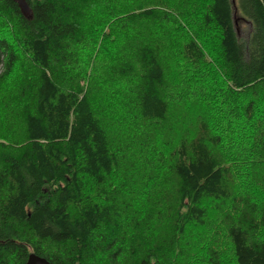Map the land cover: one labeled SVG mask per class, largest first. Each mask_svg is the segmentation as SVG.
Returning <instances> with one entry per match:
<instances>
[{
	"label": "trees",
	"instance_id": "16d2710c",
	"mask_svg": "<svg viewBox=\"0 0 264 264\" xmlns=\"http://www.w3.org/2000/svg\"><path fill=\"white\" fill-rule=\"evenodd\" d=\"M88 1L111 9L117 0H27L30 19L13 0H0V97L19 75L15 93L1 101L8 114L2 130L11 132L14 117L23 136L0 133V264H26L32 253L52 264H222L224 249L207 248L202 261L203 246L187 237L210 227L211 211L225 206V219H237L226 228L235 264H264V206L235 188L250 178L264 189V0H236L250 27L245 36L233 0H209L202 15V30L218 34L227 91L251 94L240 109L224 104L218 116L212 104L220 100L212 103V91L192 81L211 79L196 76L208 62L206 42L192 36L176 44L165 8L171 5L160 0L108 13L120 16L109 22L114 31L130 33L101 71L111 85L90 90L89 83L102 82L95 73L89 82L81 76V56L71 47L88 41ZM94 31L102 34L99 25ZM108 39L103 33L98 47L107 49ZM97 52L92 46L91 55ZM176 55L194 72L180 77V89L198 92L185 131L167 125ZM235 115L236 127L228 120ZM160 181L167 183L156 200ZM140 187L151 193L148 203Z\"/></svg>",
	"mask_w": 264,
	"mask_h": 264
},
{
	"label": "rangeland",
	"instance_id": "374dc122",
	"mask_svg": "<svg viewBox=\"0 0 264 264\" xmlns=\"http://www.w3.org/2000/svg\"><path fill=\"white\" fill-rule=\"evenodd\" d=\"M139 0H117L113 2V7L110 9L108 5L106 4H99L95 5L94 2L92 1L87 4L90 6V14L89 17L90 20L88 22L85 21V25H87L86 32H87V39L88 41H83L82 45H73L71 46L75 50H77L78 55L81 56V66H80V71H81V76L84 75V78L92 81V74L95 73L97 74L96 77L101 80L102 84H99L100 82L98 81H93V83L90 85L89 83V88L93 92H99L102 90V88L106 85H111L110 82H108V77L103 76V73L101 71L103 70L104 65L110 64L112 56H116L118 53L117 50H121L123 46V40H124V33L126 34L130 33L129 29L125 30H120L118 29L117 31H114L113 25H110L109 22L112 20H117L120 19V16H108V13H112L115 10L119 9H133L131 8L132 6H136L135 2H138ZM160 2L164 5L161 7H165V5H171V7H165L169 11H171V22L168 24L170 28L174 31H177L176 33V44L181 43L184 40H187L191 38L192 36H199L203 41L206 42L205 48H206V54H207V63L206 67H204L202 70L197 71V75L199 78L203 75L210 74V81H211V86L209 85L208 82L204 80H200L199 85H195V80L192 79L194 85L193 87L198 90V91H206L207 93H211V96L208 98L212 100V103L215 101L212 99L216 100V97L218 100H220L219 104L217 105V102L215 104H212L213 108L215 109L214 112L216 116H218V112H221V107L225 104L228 105L229 102H232L234 106L238 107L239 109L247 104L249 102V98L251 97V94H244V93H239V92H233L230 93L228 92V84H227V69L226 66L223 67V65L219 62L220 57V49H219V41H218V34L217 31L214 29L212 31L206 32L205 30H202L201 27H203V20H202V15L205 13V8L209 4V0H160ZM234 2V10H235V20L237 24V30L240 36H245L249 32V25L243 21L239 17V12L237 8V2L236 0H233ZM128 5V6H127ZM110 9V10H108ZM113 23V22H112ZM91 24V25H89ZM96 25H99L101 28L102 34H109V39L105 41V45L107 46V49H104L103 46L98 47V42L101 43V35L98 33V31H94V28L96 29ZM117 23H115V26ZM124 32V33H123ZM95 33V42L92 41V35ZM113 38H116V40H113ZM100 39V41H99ZM96 45L98 48V52L94 53L91 55V48L92 46ZM119 50V51H120ZM108 53L109 57L107 59H104L103 56L100 54L102 53ZM25 66L28 62V58L24 57L23 55L20 59ZM109 62V63H108ZM24 65L20 64L19 68H24ZM171 71L168 74V84L171 89L173 88L172 92L168 94L170 101L172 103V110L170 114V118L168 120L167 125H172L174 127H180L185 131V129H190V126L188 125V120L186 119L187 114L191 113L193 108L190 106L192 103L195 102L193 99L194 95L198 92H194L193 94H188L186 91L181 90V86L185 87V85L180 81V77L184 76H193L192 73H194L191 69L188 68L187 65L184 64V62L180 61L178 56L174 57L171 63ZM19 70V69H18ZM17 70V71H18ZM203 72H209V73H203ZM189 74V75H188ZM18 74L14 75L13 78L15 80H11L9 83L5 85L6 91L4 94L8 95V93H15L14 89V81L18 79ZM91 77V78H90ZM194 78V77H193ZM181 85V86H180ZM178 86L179 88L175 87ZM104 89V88H103ZM213 89L217 92L215 93ZM261 90V97L263 98L264 94V89ZM182 92H184V95L187 97L186 100L184 99ZM4 94L1 95L0 97V133L2 134L5 132L9 138L11 137H16L18 141L22 140L23 136L18 133V128H19V123L15 122L12 118L10 120V128L11 132L7 133L5 130H2L4 128L3 123L6 119V115H8L6 112H4V105L1 102L3 100ZM232 96L234 97L235 100L231 99ZM9 100V99H8ZM188 101V102H187ZM261 106L263 103H260ZM19 110V109H18ZM241 114L243 115L242 111ZM260 114V113H259ZM107 118V121H111V136L113 142H117V131L114 130L115 127V122L112 121L113 118L110 116ZM259 118V115H258ZM263 118V116L261 117ZM10 119V118H9ZM228 120L236 127L238 123L241 122V116L235 115L232 118L228 117ZM222 122V121H221ZM220 125L222 126L225 125L226 122H223ZM264 122V120H263ZM239 125V124H238ZM238 127V126H237ZM219 126L216 127L215 130L217 131H224L223 128H220ZM179 133V132H178ZM120 135V133L118 134ZM117 135V136H118ZM180 135V133H179ZM22 136V137H21ZM158 136V135H156ZM0 137H2L0 135ZM162 137V136H161ZM161 137L159 136V142L161 141ZM0 144H1V139H0ZM236 182V193L237 194H246L247 196H250L251 198L257 197V201L259 202V207L260 209H263L264 206V189H257V186L259 182H254L250 178H245L244 181H235ZM158 190L155 191L156 195L152 196L153 198H156L158 200V196L160 195V191L166 186L163 183V181L158 182ZM164 185V187H163ZM257 185V186H256ZM138 194L142 197V200L145 203H148L149 201V196L151 193H148L145 189L143 188H138L137 189ZM137 201H140V198L137 199ZM155 201V200H152ZM135 205L137 203L135 202ZM138 206V205H137ZM228 206H225L221 212L216 213L215 211H211L212 213V218H211V226L206 228V229H200L197 230L196 228L192 229L187 237V240L191 241L194 243V245L198 244L200 246H203V251L201 254V259L202 261L205 260L204 254L207 251V248H211V246H217L218 250H222L220 253L221 258L223 259L222 264H235L234 259H233V254H232V249H231V243L226 236V228L234 222L237 219H232L231 221H227L225 219V213L229 210ZM220 228V234L216 233V230ZM216 234L219 235V242H221V246L218 247L217 241H216ZM262 237L264 238V232L262 233ZM184 262V261H183Z\"/></svg>",
	"mask_w": 264,
	"mask_h": 264
},
{
	"label": "water",
	"instance_id": "95a60500",
	"mask_svg": "<svg viewBox=\"0 0 264 264\" xmlns=\"http://www.w3.org/2000/svg\"><path fill=\"white\" fill-rule=\"evenodd\" d=\"M16 2L21 10V13L26 18H32V10L27 0H13ZM26 264H52L45 258H42L34 253L30 254Z\"/></svg>",
	"mask_w": 264,
	"mask_h": 264
}]
</instances>
